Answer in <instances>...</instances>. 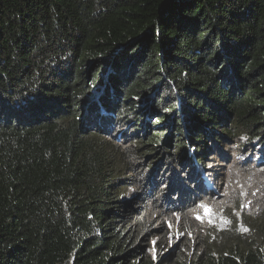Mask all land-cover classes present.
I'll return each instance as SVG.
<instances>
[{
	"label": "trees",
	"instance_id": "16d2710c",
	"mask_svg": "<svg viewBox=\"0 0 264 264\" xmlns=\"http://www.w3.org/2000/svg\"><path fill=\"white\" fill-rule=\"evenodd\" d=\"M233 151L264 166V0H0V264H264V223L154 242Z\"/></svg>",
	"mask_w": 264,
	"mask_h": 264
},
{
	"label": "rangeland",
	"instance_id": "374dc122",
	"mask_svg": "<svg viewBox=\"0 0 264 264\" xmlns=\"http://www.w3.org/2000/svg\"><path fill=\"white\" fill-rule=\"evenodd\" d=\"M240 157L244 156L237 151L230 153L228 160L213 155L215 165L220 166L214 167V172H204L200 185L202 198L187 213L171 216L166 225L167 239L154 240L156 244L166 240L163 255L180 250L189 253L196 247L224 250L255 235L263 225L264 166L247 163ZM201 202L210 207L211 215L198 207Z\"/></svg>",
	"mask_w": 264,
	"mask_h": 264
},
{
	"label": "snow or ice",
	"instance_id": "6c2138e0",
	"mask_svg": "<svg viewBox=\"0 0 264 264\" xmlns=\"http://www.w3.org/2000/svg\"><path fill=\"white\" fill-rule=\"evenodd\" d=\"M241 139H246V137H242ZM240 159H243V157H240ZM209 167H211V165H210ZM249 179H250V178H249ZM242 194H243V193H242ZM198 207L203 208L204 211H205V214H206V215H211V209H210V207H209L208 205H206V204H204L203 202H201V203L198 205ZM197 219H200V217L198 216Z\"/></svg>",
	"mask_w": 264,
	"mask_h": 264
}]
</instances>
